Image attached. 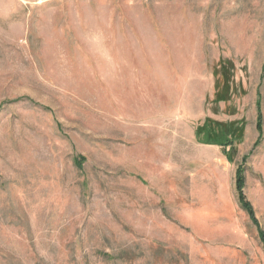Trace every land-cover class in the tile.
Listing matches in <instances>:
<instances>
[{
	"label": "rangeland",
	"instance_id": "1",
	"mask_svg": "<svg viewBox=\"0 0 264 264\" xmlns=\"http://www.w3.org/2000/svg\"><path fill=\"white\" fill-rule=\"evenodd\" d=\"M0 264H264V0H0Z\"/></svg>",
	"mask_w": 264,
	"mask_h": 264
},
{
	"label": "trees",
	"instance_id": "2",
	"mask_svg": "<svg viewBox=\"0 0 264 264\" xmlns=\"http://www.w3.org/2000/svg\"><path fill=\"white\" fill-rule=\"evenodd\" d=\"M259 121H260V117H259ZM203 132H205L204 137L201 139V141L203 143H212V142H214L213 141L214 139H212L210 137V131H208V130L205 131V128L204 127L203 128L200 127V128H197L196 129V134L197 135L200 134V133H203ZM235 183H236V186L235 187H236V192H237L238 200L240 201L241 206L246 211L250 212V215L253 214L251 206L245 200L244 195L242 194V187H243V184H244V178L241 175V169L240 168L237 170Z\"/></svg>",
	"mask_w": 264,
	"mask_h": 264
}]
</instances>
